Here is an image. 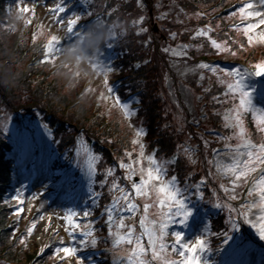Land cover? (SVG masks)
Here are the masks:
<instances>
[{
    "label": "trees",
    "instance_id": "1",
    "mask_svg": "<svg viewBox=\"0 0 264 264\" xmlns=\"http://www.w3.org/2000/svg\"><path fill=\"white\" fill-rule=\"evenodd\" d=\"M9 1L0 0V26H10L12 21H15L13 18L9 19L7 16L6 5ZM143 2L147 5L146 9L140 8L136 0H90L84 11L90 14V12H96L97 9L101 16L104 17V14L108 16L104 20H114L117 22L119 25L117 32L120 31V27L123 28V35L118 36L116 41L112 43V50L110 51L111 57L112 51L115 53L113 60L116 64L124 65L125 67L128 61H135V65H140L139 68L131 65L127 69V73L124 74H126V78H129L127 80L128 83L133 86L140 85V92L137 94L138 102H140L139 107L136 110L134 118L130 119L129 122L144 126V138L148 146L147 151L154 146L157 147L155 148V154L158 159L168 158L177 146H181L184 141L188 140L194 141L198 145V151L202 155L205 151L203 140L196 134H203L206 140L208 138L199 130L200 126L198 125L200 122L198 125L193 122L195 112H200L201 110L205 112L207 118L204 120L208 124V127H220L224 132H229L231 129L224 127V114L232 109L231 104H234L238 100V94L225 95V93H229V89L226 86L227 83L234 82V78L226 74L230 72L228 66L236 67L237 65L231 64L233 61H240L247 65H255L262 62L264 60V45H248L246 35L234 29H226L224 26L226 16L209 19L205 13L199 20L193 16L194 12L204 13V11L211 7H214L218 11L223 5H227L232 1L143 0ZM104 11L105 13L103 14ZM81 12L83 13V11ZM161 12L168 13V17L163 21L156 19ZM136 15L138 17L144 15L146 17V21L142 24L149 31L139 36L134 35V37L143 38L144 40L151 37V43L145 49H138V47H134L131 44L129 35L132 34V29L135 26L129 25L127 20ZM152 20L157 23L156 31L151 22ZM179 21H182V23ZM208 23H211L215 28V31L211 33L213 38L221 43L227 39L233 50L237 52L236 56H232L230 53L217 52L207 38L192 39L194 30L204 27ZM185 29H188V31L185 32ZM169 31L180 33L176 40H171L172 44L177 43V41H189V44L192 45L189 49V62L192 65L196 64L195 61H205L210 62L212 66L223 71L212 73L204 69L200 71L195 69L193 76L189 78L179 75V64L183 61L172 57L170 54L165 55L161 51L163 46L170 44ZM42 37L40 35L38 40L35 39L31 42L27 33H22L18 30L14 35L15 46L20 55L27 56L29 59L30 56H36V53L44 48ZM239 43H244L245 47L241 49ZM172 44L170 45L172 46ZM200 45H203V47ZM145 57H150V61L147 64L144 63L147 61ZM42 61L39 58V63L34 62L30 65L20 86L8 90H0V253L8 249L2 258L8 264H24L32 257V254H29L27 258L22 259L18 253H15L11 247L13 231L6 224L11 213V208L4 203V196L11 186L12 174L16 166V156L10 155V152L14 145L16 146L17 141L14 144L11 139L12 131L5 133L2 126L4 123H8V119L11 118L12 120H10L15 123L14 129H18L16 109L21 108L27 119L35 118L40 123H47L49 125L53 130L54 139L49 141L48 150L50 149L55 154L57 150L61 149H63V155L67 153L69 150L68 146L75 140V134L83 137L84 144L88 140H92L91 151L101 155L102 160L111 159V153L114 150L119 154H124L121 151L125 149L126 152H131L133 158L136 155L135 144L129 141L131 130L126 115L118 113L117 106H107L106 98L103 100L99 97L97 98L96 90H94V94L88 96L87 105L83 107L77 103L74 105L73 103L77 98V87L80 86L81 82L74 87L70 86L67 82L53 78V75L49 72L51 64L42 63ZM160 70L167 75L170 84V92L161 91L162 95L156 93L155 88L158 81L154 80V75ZM199 73L204 77L203 80H201V76H198ZM179 79L185 83H191L194 95H196V98L199 97V99H194L195 112L187 111L188 107L183 99ZM120 88L122 89V85L118 89ZM205 89H210V91L205 92ZM171 96H173L171 102H173L174 107L172 115L166 109L167 106H170L168 100ZM213 97H217L222 102L217 103L216 100H213ZM178 111L181 115L177 113ZM30 121L27 120L28 123ZM178 128L181 130L177 131ZM190 135L192 137L191 140L188 139ZM208 141L210 142V140ZM18 146L20 147V145ZM178 159H180L181 163L177 166H169L168 175L176 174L181 182V187H183L186 173L193 168V165L184 163L183 158L179 154ZM52 162L53 164H58L60 163V158L54 155ZM144 164L143 162V166ZM205 167L212 169L207 163ZM202 172L207 171L203 169ZM96 178L101 179L100 176ZM120 181H123V179L121 178ZM191 181H193L192 176L189 178V182ZM95 190L101 192V198L97 201V204L111 197L105 189L101 190L95 187ZM244 190L245 185L241 183L240 187L236 188L235 194L240 196ZM207 191L209 190L203 189L204 193ZM204 198L206 200H213L211 196L204 195ZM85 202L88 203L86 200ZM138 204L141 209L138 213L141 214L143 201H138ZM88 205L91 206L89 203ZM154 210L152 209L151 211L154 212ZM225 218L226 215L223 212L216 217H212L210 219L211 230L217 232H221L222 230L228 231V226H226L225 222H222ZM100 221L102 232L108 230V227L103 223V219H100ZM133 227L135 230L139 228L137 221L133 222ZM171 238L172 236H169L168 240ZM99 240L100 242L97 244L105 246V251L101 253L104 256L103 264H113L111 261H108V258L111 257L109 254L112 253V249L109 248L107 238H100ZM142 242L146 246V238ZM121 246L130 247L127 243ZM50 255L48 254L44 260ZM40 263L42 264V261H37L35 264Z\"/></svg>",
    "mask_w": 264,
    "mask_h": 264
},
{
    "label": "snow or ice",
    "instance_id": "2",
    "mask_svg": "<svg viewBox=\"0 0 264 264\" xmlns=\"http://www.w3.org/2000/svg\"><path fill=\"white\" fill-rule=\"evenodd\" d=\"M23 5L24 0H20ZM137 5L146 9L147 5L143 0H136ZM81 3L87 4V0H81ZM10 11V9H9ZM21 17L24 13H30L35 16V7L24 8L21 6ZM50 11L56 13L59 16L60 13L65 12V6L63 3H57L54 8ZM183 11V10H181ZM205 13L194 12L193 16L199 20ZM168 17L167 12H161L156 19L163 21ZM231 17H238L241 22L249 21V23L240 27L237 26L235 31L242 33L247 36V44L255 46L256 44H264V31H258L264 29V0L256 2H247L242 4L238 11H233ZM81 19L76 13L72 14V17L67 20L66 32L68 37L77 34L74 31V26L78 24ZM146 21L144 15L139 16L134 23L137 25V35L145 34L149 31L148 28L141 26ZM255 21V22H253ZM182 23V21H179ZM28 24L32 23V20L27 21ZM63 24L64 21L60 20ZM115 26H110L109 31L111 33V43L107 41L104 45L105 48L111 49L112 43L116 41L118 36L123 35V28L120 27V31L113 30ZM43 30V25H41ZM188 29H185L187 32ZM215 31V28L211 23L206 24L204 27L197 28L194 30L193 40L198 38H207L213 48L219 53H230L232 56H236L237 52L233 50L227 39L223 42H218L214 39L211 33ZM43 34L41 31L35 39L38 40L40 35ZM255 34V35H254ZM180 33L176 31H169L168 36L170 40H176ZM144 45L147 46L151 43V37L145 40ZM61 40L57 35H51L45 45V56L46 59L42 63H53L57 58L56 53L59 51ZM203 47V45H200ZM192 47L189 44H179L173 48L170 44L161 48L162 53L165 55L171 54L174 58H179L182 61L190 60L189 49ZM239 47L243 49L244 43H239ZM145 64L148 61L144 62ZM101 69L105 72L104 86L107 92H112L113 89L108 87L109 74L113 71L112 61L109 58L107 63L100 60ZM134 67L139 68L140 65L136 64ZM254 71L248 72L247 70L241 71L239 68H235L233 71L227 72V76L233 77L234 82L227 83L229 93L225 95H236L238 94L239 103L235 108L230 109L224 114V127L232 129V136L223 137L227 142L229 140H236L235 145L226 143L228 148L227 155L231 158V163H224L222 160L217 159L216 161H209V164H215L217 173L230 177V183L232 185L231 191L233 194L229 195V200H237L235 195L236 188L240 187L241 183L248 181L250 178H254V186L248 191V195L258 196L257 200L252 203H241L239 209L229 204H222L217 198L216 202L212 205L214 208H226L228 210L227 219L225 221L228 226V231H221L220 233H213L209 229V224L204 222L203 227L199 235L192 241H186L185 235L181 231L170 232L169 228L172 224H179L187 227L189 219L193 216V210L195 202L204 200V194L201 191V186L204 184L205 178L201 177L199 181L189 183V178L192 173L189 172L185 176L183 181V187L177 175H172L170 179H164L168 175L169 166H177L181 163L177 155H171L168 159H158L154 153L152 155L145 156L144 147L141 141V137L144 135V129L137 131V139L133 141L134 144H140V151L137 160L131 162H125L124 158H119L117 163L119 168L123 170L124 175L123 181H126L130 188L124 187L119 182L121 177L117 176L115 167H99L102 160L101 155L94 153L91 149L86 150L84 157L81 158L80 146L83 145V137H76L77 149L75 152V158H72L70 162L72 165L79 166L81 177L84 181L85 196L84 199L91 205V207L84 206L80 210L74 208L66 209V214L60 215L58 218L62 221L67 222V232L72 237L73 244H79L80 246H95L98 243V237L94 235L95 229L92 225L95 223L93 220L87 221L81 227V224L76 221V217L80 215L81 211L84 217L92 216V209L97 206V201L101 198V192L95 190L98 187L101 190L106 189L108 194L111 196V201L100 209V216L103 218V223L108 227V237L111 238V249H120L117 255L113 258V264H117L119 256L122 254L126 258L128 264H214L210 260L206 253L211 251L208 237L211 235H222L224 237L223 244H229L230 233L239 232L241 229L240 221L243 224L249 225L256 233L258 239L264 242V142H258L253 139L252 133L248 130L244 115L245 113L255 112L256 109L253 105V94L252 91H248V85L246 80L249 76H261L264 75V61L255 64ZM198 69L208 70L212 73L217 71H223L215 66L208 63L197 64ZM167 75L165 81L167 82ZM204 77L201 76V80ZM223 82V81H222ZM88 93H92V88L87 89ZM210 89H205V92ZM254 91V88H253ZM101 100L104 99V95L101 94ZM111 99V97H109ZM199 99V97H197ZM120 97H115V101L119 102ZM217 103H221L217 97H213ZM120 108L125 112L127 117L130 119L134 112L129 104L124 103L119 105ZM207 118V117H205ZM195 124H199V121L194 120ZM3 131L7 133L8 124H3ZM40 127L44 130V135L49 141L54 139L53 130L47 123H42ZM257 130L261 137H264V109H261L257 114ZM181 129H177L180 131ZM200 139L203 140L204 148L207 149L209 141L204 139L203 134L197 133ZM191 135L188 137L191 140ZM103 142V141H102ZM180 148L181 146H177ZM37 145L34 142L29 141L27 136L21 138L20 151L23 157H32ZM215 153L216 150L213 149ZM196 149L192 146L182 147L180 155L183 158V162L186 164L195 165L197 160L195 158ZM55 153L48 151V159L44 162L45 168L51 159L54 158ZM130 160L132 157L131 152H126ZM65 159H68L65 156ZM147 159L148 166H143V161ZM140 167L137 168L136 165ZM62 180H70V176H65L63 173L60 174ZM139 175V182L133 180V176ZM209 176L213 175L210 171ZM97 176L102 179H96ZM95 186V187H94ZM45 189L47 185L43 186ZM28 184H24L20 188L18 194L15 195V205H19L18 210L15 212L17 217H24L26 213L27 195H28ZM220 188L227 194L229 188L225 187L223 183L220 184ZM216 194L213 192V196ZM42 198L41 192H36L31 196L33 202ZM138 201H143L142 214L139 216V224L141 232L136 235L135 229L132 224L125 225V216L121 213L127 212L131 216H135L137 212H140V206ZM8 204H13L11 199L8 200ZM14 205V206H15ZM192 205V206H190ZM36 207L35 203L32 205ZM152 209H156L152 212ZM256 209L259 215L252 218L253 210ZM152 216L149 219V216ZM47 219V218H46ZM34 222L31 224L29 229V235L37 232V224ZM51 221H49V227H51ZM127 229L126 232H122L121 229ZM114 229V230H113ZM81 232L82 238L79 241L75 239L76 231ZM61 229L57 228L55 235H60ZM169 236L173 237L172 243L169 244ZM147 238V246L142 242L143 238ZM15 239V236L13 237ZM22 244H28V235H25L21 240ZM62 246L56 247V257L63 261V264H68L69 259L79 260V264H85V261L79 257L80 248L73 246H66L64 241L60 242ZM124 243L130 245L129 250L122 249L120 246ZM45 247H51L46 245ZM250 245L241 242L239 239L235 241L230 250H235L237 253L244 255L249 250ZM110 249V250H111ZM219 250L218 248L216 249ZM43 251V249L41 250ZM240 264H244L240 261Z\"/></svg>",
    "mask_w": 264,
    "mask_h": 264
},
{
    "label": "rangeland",
    "instance_id": "3",
    "mask_svg": "<svg viewBox=\"0 0 264 264\" xmlns=\"http://www.w3.org/2000/svg\"><path fill=\"white\" fill-rule=\"evenodd\" d=\"M232 1L231 3L225 5V6H231L232 7L230 9H226L227 13H226V18L224 19L226 23H231L232 25L230 26L231 29H234L237 26L240 27H244L246 26L249 21H243L241 22V20L236 17L233 18L231 17V14L233 11H238L239 7L247 2H250V0H229ZM251 2H256L258 3L259 0H251ZM57 3H63L65 6V12L64 13H60L59 16L56 15V13L50 11V9L54 8L55 5ZM87 3H89V0H87ZM78 5L81 6V11H83V13L76 12V9L78 7ZM87 4L81 3V0L79 1H75L72 0H24L23 5H21L20 0H14L13 5L11 7V13L10 15H12V17L15 15L17 16H21V6H23L24 8H28V7H35V16H33L30 13H24L23 14V19L19 21V23L17 24V27L22 28L23 26V30L25 32H27V26L24 24H28L27 21L29 19L32 20V23L35 22L34 27H33V31L35 29H37L36 33L38 35V33L40 34L41 31H43L42 34V38H43V43L42 45L45 46L47 43V40L50 38L51 35H57V36H61L64 37L65 34H67L66 32V25H67V20L69 18L72 17L73 13H76L77 15H79L81 18L87 14L85 13L84 9L86 7ZM216 9H211L208 8L206 11H204V13H206L207 17H209L211 14H213L215 12ZM97 12V9H96ZM90 13H95V12H90ZM142 14L145 15L144 12H142ZM103 18V17H102ZM139 17L136 15L134 17H131L127 20V23L129 25H134L135 28L132 29V34H130V38H131V44L134 47H138V49L141 48H147V46L144 45V39L143 38H136L135 36H138L137 33V25L134 23L135 20H137ZM60 20H63L64 23L61 24ZM153 25H157V23H155L153 20L151 21ZM255 22V21H253ZM84 23L79 22L76 26H74V31H78ZM41 25H43V30L41 29ZM143 26V24L141 25ZM144 27V26H143ZM258 31H264V29L258 30ZM35 33V34H36ZM36 35V36H37ZM194 35V33L192 34V36ZM255 35V34H254ZM68 36V34H67ZM68 41L67 39H62L61 40V45L63 46L64 44H66ZM111 43V42H110ZM170 44L171 40H170ZM179 44H189V41H177V43L172 44V47L175 48L177 45ZM191 45V44H189ZM257 46H261L264 44H256ZM192 46V45H191ZM112 48V47H111ZM112 49L109 48H105L104 46L102 47L101 53H100V59L103 60L105 63H107L108 59L110 58L111 61H114L113 59L115 58V53L112 51V57L110 56V51ZM146 54V52H145ZM148 55V54H147ZM171 55V54H170ZM147 59V61H150V57H145ZM264 61V60H263ZM134 62L135 61H128L124 65H120V64H116L114 62H112L113 65V71L109 74V78H108V87L111 88H115L114 85V81L116 80H120L121 81V85H122V89L120 88L117 91H112V92H107L106 87L104 86V77H101L100 79H96L93 80L91 83L87 80L81 81V84L79 87H77V93L86 95L87 97L90 96L91 94H94L95 91H93L92 93H88L87 89L88 88H92L93 90H96V96L97 95H104V98H106V105H116L117 111L118 113L121 114H125V112L120 108V104H124L127 103L129 104V106L131 107V109L134 112V115L130 118H134L135 114H136V110L138 109L139 106H135L134 104L135 102L139 101L137 94L140 92L135 90L136 87L133 86L132 84L128 83L127 80L129 78L122 77L119 78V76H121L124 73H127V69L133 65L134 66ZM195 65H192L189 60L188 61H183L179 64V68H178V73L179 75H184L186 78H189L191 76H193V71L196 70H201L197 68V64L199 63H207L205 61H195ZM49 64V63H48ZM51 64V63H50ZM51 66L49 67L50 70ZM233 71V70H232ZM52 74V71H49ZM162 72V73H161ZM157 76V78H156ZM165 76L166 74L163 71H158V73L156 75H154L155 79L157 80V86L155 88L156 93L162 95L161 91H168L170 92V84H169V80L167 79V82L165 81ZM198 76H201V73L198 74ZM249 79V78H248ZM180 80V88H181V92L183 94V99L187 105V111H191V112H195V102L194 99L196 98V95H194V91H193V87L192 84L189 82H184L181 79ZM197 83V81H195ZM124 83V84H123ZM69 84V83H68ZM70 85V84H69ZM77 85V84H76ZM76 85H74V87H76ZM72 86V85H70ZM140 89V85H137ZM178 87H179V82H178ZM109 97H111V99H109ZM115 97H120L119 102L115 101ZM256 97L259 98V96L257 95ZM76 98V97H75ZM255 98V99H258ZM89 99V98H88ZM171 100H173V96H171V98L168 100L169 103V107L167 106V110L170 112V115H172L174 113V107H173V102H171ZM140 103V102H139ZM238 100L234 103L231 104V108H235L238 105ZM200 104V103H199ZM254 105V103H253ZM201 107V105H200ZM256 111L255 112H249V113H245L244 115V120H245V124L248 128V130L252 133L253 139L258 141V142H264V137L260 136L259 131L257 130L256 124H257V114L258 112L261 110V108L257 107L256 105H254ZM179 115H181V113L178 111L177 112ZM202 115L201 112H195V115L193 116V121H199L200 124L198 126H200L199 130L202 132H208V136L210 138H208V140H210V144L208 146V150L205 149V151L202 153V155L198 152L197 148L198 145L196 143H194V141H184L181 145V148L184 146H192L196 149V153H195V158L197 160V163L195 165H193V168L190 170V172L193 174H196V179L193 180V183L196 181H199L201 179V177L205 178L203 187H205L207 190L210 187V190L207 191L206 193H204L205 196H211L213 198L217 197L221 200L222 204H233L234 202L240 204V203H252L254 200L258 199V196H252L250 197V200H244L241 199L239 200V197L237 198V200L232 201L229 200V195L233 194L231 191L232 185L230 183V177H225L219 173H217V169L215 167V164H209V161H216L217 159L222 160L224 163H231V158L229 155H227L228 153V148L226 147V143L231 144V145H235L237 143L236 140H229V141H225L223 139V137H229L232 136V129L229 132H216L215 130H212V132L209 131V129L213 128L210 127L208 128V124L206 123V121L204 120L205 118L203 117L202 119L200 118ZM11 118L8 119V131L10 132L12 130V128L14 127V121L10 120ZM126 119L129 122V118L126 115ZM130 130H131V135L129 137V141L133 142L134 140L137 139V131L139 129H144V126L140 125V124H134V123H130ZM38 128H41L39 125H37ZM40 131V136H41V141L44 142L46 140V136L44 135V130H39ZM144 134H145V129H144ZM144 147V152H145V156L147 155H151V153L149 151H147V141L144 138V135L140 138ZM41 145H43V143H41ZM75 146L76 145V141H75ZM140 144H135V150H136V155L135 158L131 157V160L125 156L126 150H122L121 152L124 154H119L117 153L116 150L112 151L113 153H111V157L112 160L110 158L108 159H104L100 162L99 166L100 167H115L116 168V175L119 177H123L124 172H122L123 170H121L119 168V165L117 163L119 158H124L125 162H131L132 160H137L138 159V154L140 151ZM80 149L82 152H86V150L88 149V144L87 143H83L82 146H80ZM213 149L216 150V152H213ZM207 150V153H206ZM129 152V151H127ZM175 152H177L179 155L181 153V150L177 147L175 149ZM118 154V155H117ZM117 155V158H114V156ZM181 156V155H180ZM206 157V160H205ZM161 158V157H159ZM182 158V156H181ZM161 159H168V158H161ZM104 162V163H103ZM106 162V163H105ZM144 167L146 168L148 166V161L147 159H145L143 161ZM208 164V166L212 169H209L207 167H205V164ZM38 170L35 172L34 170H29L28 172H23V170L17 169V171L15 172L14 176H13V184H12V188L8 191V195L6 194V196L4 197V203L7 205L8 200L11 199L13 201V204H8L11 208V213L9 215V219L8 222H6V224L12 229L13 231V237L15 236V239H12V243H11V247L13 248V250L15 251V253H18L19 257H22V259L27 258L29 254H36L37 252L42 253V255L47 254L49 251H51V255L42 263V264H63V261H61L60 259H58L56 257V253H55V249L56 247H60L61 245V241H64L66 246H73V247H77V248H81L82 246H80L78 243L77 244H73L72 243V237H70L68 235L67 232V222L66 221H62L60 220L58 217L62 214H66V209L68 208H74L76 210H80L82 209L84 206H88L86 203L84 204L83 199L81 200V202L74 206V204H70L67 207L59 205L57 207L54 208V206L50 209H46L44 207L45 203L41 202V200H37L35 202L32 201L31 196L33 194H35L36 192H40L42 189V183L44 184L46 182V180L48 179H40L37 181L36 184H40L37 185L38 187H36V192L35 189L31 188L33 186H31L30 184L32 183V180L35 176V173H38L39 169H43L44 168V164L38 163L37 164ZM137 167V165H136ZM140 165L138 164L139 168ZM205 169L207 172H202V170ZM212 172L213 175L209 176L208 178V173ZM71 172V171H70ZM70 172L68 171L66 174H70ZM199 174V175H198ZM198 175V176H197ZM43 177V175H42ZM79 179L81 181H83L81 175L79 176ZM98 179V178H96ZM102 179V177H101ZM135 179V180H134ZM164 179H166V176L164 177ZM61 180V179H60ZM133 180L136 181L137 183L139 182V175L133 176ZM250 184H251V188L254 186V178H250L249 179ZM121 183L122 186L124 187H128L130 188V185L126 182V181H119ZM208 183V184H207ZM223 183L225 185V187L229 188V193H225L221 188H220V184ZM24 184H28L29 188H28V195H27V205H26V213L24 217H17L15 215V212L18 210L19 205H15V195L18 194L20 188L23 187ZM99 189V188H98ZM202 189V187H201ZM217 189V190H215ZM106 190V189H105ZM219 193L218 194V191ZM250 190V189H249ZM53 191H51V193H53ZM213 192L216 194L215 196H213ZM240 203H239V202ZM233 202V203H232ZM33 203H35L36 207H33ZM15 205V206H14ZM101 204H99L96 207V210L99 208ZM192 206V205H190ZM90 207V206H89ZM224 213L225 215L228 214V210L226 208H224ZM156 211V209L154 210V212ZM96 213L97 211L92 210V216L90 217H84L82 214V211L80 213V215H78L75 219L78 223L81 224V227H83V224L87 221L93 220L95 218V223L92 225V227L95 229L94 235H96L98 237V242H100V238H109L111 240L110 237H108V230H105L102 232L101 226L98 225L96 217L94 216V213ZM153 212V211H152ZM142 214V213H141ZM137 212V214L135 216H131L129 213L124 212L121 215L125 216V223L128 222V224H132L134 221H137L139 224V216L141 215ZM259 212L258 210L254 209L253 210V214H252V218L255 219L256 216H258ZM47 218V219H46ZM149 219H151V216H149ZM98 220H100V218H98ZM205 219H203V221L201 223H195L196 225H198V229L197 231H193L191 234H188L187 236H185V240L186 241H192L195 239V237L197 235L200 234L201 229L203 227L204 222H207ZM39 222L37 224V232L34 234H30L29 235V229L31 227V224L34 222ZM49 221H51L52 226L49 227ZM208 223V222H207ZM243 221H240V225L242 226ZM249 226V225H248ZM173 227V224L170 225L169 230ZM59 228L61 229L60 235L57 237L55 235V231L56 229ZM124 229V228H123ZM249 229H251V232L255 233V231L249 226ZM253 230V231H252ZM125 231H127V229H125ZM176 231V230H175ZM180 231V230H177ZM76 232H80L79 230ZM141 232V228H140V224H139V228L137 230H135L136 235H139ZM215 233V232H213ZM241 233V231L238 233V235ZM77 233H75L76 235ZM256 234V233H255ZM25 235H28V244H22L21 240L23 239V237ZM100 235V236H99ZM191 235V236H190ZM241 235V234H240ZM81 236V234H80ZM146 238V237H145ZM143 238V239H145ZM210 238V237H209ZM76 241H79L81 239V237L75 236ZM147 239V238H146ZM216 241V240H214ZM14 242V243H13ZM208 243L210 245H214L216 243L213 242V239H208ZM46 245H51V247H45ZM16 246V247H15ZM20 248H18V247ZM99 245H95V246H90V249L94 248V250H98L96 253H99V248H97ZM122 249H130V247H124V246H120ZM224 246H220V251L223 249ZM109 248H111V245H109ZM43 249V251H41ZM108 249V248H107ZM102 252H104L105 250H100ZM120 251V249H112L110 253L112 256L111 258L115 257L117 255V253ZM90 251L86 250L84 252H79V257L81 259H83L85 261V264H91L93 260H95L93 258L90 259L89 257V253ZM213 250L209 251L208 253H206L207 257L212 260V255L213 254ZM231 254L237 259H239L238 261H230L229 257L226 255L223 258L219 259L218 261H214V264H239L240 261H243L244 264H263V257H264V245L259 244L258 242L253 245H250L249 250L247 251L246 256L242 257L240 255H237L238 253L236 251L231 250ZM88 255V256H87ZM119 257H124V255H120ZM97 258V257H96ZM124 259L126 260V258L124 257ZM41 264V263H40ZM68 264H79V260L76 259H69L68 260Z\"/></svg>",
    "mask_w": 264,
    "mask_h": 264
},
{
    "label": "clouds",
    "instance_id": "4",
    "mask_svg": "<svg viewBox=\"0 0 264 264\" xmlns=\"http://www.w3.org/2000/svg\"><path fill=\"white\" fill-rule=\"evenodd\" d=\"M15 23L10 26H0V90H8L20 86L30 65L28 57L20 55L15 46L14 35L18 31L17 24L23 19L21 16L13 18ZM110 26L118 29L116 21H107L93 17L83 25L77 34L69 38L58 36L60 40L67 39V43L60 47L56 59L51 63L50 70L53 78L67 82L74 86L81 81L93 80L105 76L100 66V53L107 41L111 40ZM81 107L87 105L86 95L77 98Z\"/></svg>",
    "mask_w": 264,
    "mask_h": 264
}]
</instances>
